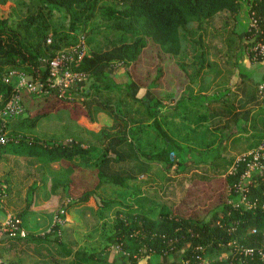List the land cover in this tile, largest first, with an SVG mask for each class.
I'll use <instances>...</instances> for the list:
<instances>
[{"label": "trees", "instance_id": "1", "mask_svg": "<svg viewBox=\"0 0 264 264\" xmlns=\"http://www.w3.org/2000/svg\"><path fill=\"white\" fill-rule=\"evenodd\" d=\"M9 2L10 0H0V9L7 6ZM31 2L32 4L41 5V8L37 10V14L28 13L26 18L18 23L17 29H11L10 21L0 17V112L6 107L17 88V76L9 83L5 82V78L11 72L23 73L29 80L36 79L39 74L45 77L46 66L42 59L54 57L58 51L77 43L81 37L85 38L88 47L95 44L94 47L89 48L90 56L85 57L78 68L80 72L85 73L88 77L84 85L74 93L75 98L77 96H85L89 100L91 98L89 105L78 107L80 112L85 115H90L93 112L89 111V107L93 103L98 105L97 110L99 105L103 106L104 104L106 106V103H99L97 99H92L93 96L97 95L93 89L87 88L89 80L100 79L101 81L102 78H108L109 82L115 83L114 78L120 74V71L114 68L115 63L122 64L125 69L126 67H132L133 71L137 73L139 65L143 63V57L147 55L150 48L158 51L161 62L167 61L168 55H183L182 41L186 38L187 29L191 22H196L198 24L197 28H202L221 12H234L239 3H244L248 6L249 18H254L261 27L258 35L259 40L264 39V0H31ZM43 9L49 10V12L52 10L61 11L72 17L70 31L74 33L73 41L70 42L68 40L69 36L64 35L63 31L57 32L55 36L49 35L51 25ZM98 17L107 23L104 29L97 31L98 34L103 32L106 35L102 37L103 44L96 39L97 33L91 35L82 33L79 36L76 27V24L87 27L89 23ZM247 26L245 35H254L256 29L250 27V19ZM50 38L52 43L48 44ZM200 44L202 45V42ZM205 54L207 53L204 52L203 55ZM157 71L159 74L157 80L153 83L147 82L150 74H147L146 81L135 73L124 76V78L128 77L129 80L126 81V93L133 95L132 98L136 104L145 107V112L142 115L148 118L147 121L150 122L154 119L153 125L166 143L165 148L157 155L156 159L160 163H164L167 169H171L174 166V161H171L170 156L171 154L178 156L180 151L178 149L179 145L168 137L162 125L163 116L160 115L159 119L157 118L160 111L157 109L159 100L156 84L161 85L159 80L163 75L162 67H159ZM258 86V97L264 102V99L262 100L259 95ZM104 87L107 88L108 85L105 84ZM142 88L145 89V92L141 90ZM99 90L101 91V89ZM27 95L30 94H22L23 106ZM30 96L31 101L37 98L41 99V106L35 114V123L45 119L55 111L68 109L71 102L59 98L56 93L52 97ZM152 96L153 99L150 100ZM138 110L130 109V112L138 114L140 112ZM263 112L264 109L260 113ZM74 117L77 118L76 113ZM8 124L5 131L8 129ZM255 135L259 138L256 144L258 148L264 139V133L260 132ZM7 136L9 141L5 146H2L0 161L2 160V153L7 151L6 148L10 144H18H15L12 149L16 154H23L20 147H26V138L17 140L14 137ZM117 138L119 140H116L115 143L111 142L112 146L105 149L97 147L87 149L80 144L40 143L34 139H30L34 141H32L33 143L28 142L27 148L30 149L28 153L30 157L44 159L47 162H77L76 164L79 166L96 168L100 178L96 190L109 182L128 188L127 178L118 176L108 178L103 170L110 158L111 149L120 146L122 143V138ZM246 170V164H240L236 173L228 174L225 179L218 180L222 185L220 188L212 189V181L209 182V187H204L202 191L203 201L209 198L212 201L207 204L205 202L207 219H198L197 210L191 212L192 209L188 212L193 215L191 219L167 217V215L174 216L175 213L182 214L183 208H188V204L191 203L190 199L199 190L190 191L186 199L176 209H170V211L164 213L165 217L159 223L150 220L149 213L142 209L124 205L127 208L126 216L124 218L117 217L113 235L109 237L110 246L108 248L113 246V252H116L118 251L117 248L121 247V252L130 250L138 255L142 248L147 250L158 249L161 252L170 254L181 252L184 248L186 251L183 252L184 260L182 264L207 262L209 254L228 248V245L235 240L246 247L264 250V175L257 177L251 185L247 186L246 195L250 203L249 206L242 203V193L239 188L242 175ZM136 181L144 183V180ZM55 183L57 185L60 181L55 180ZM0 194L5 196L4 191ZM92 196L95 199V205L98 207L104 206L111 210L114 205L120 204L116 201L100 203V200L95 198L96 192L92 191L84 193L74 201L68 200L62 207L65 214L61 215L59 213V215L68 220L69 213L85 204L89 205L88 200ZM234 204L239 206L235 207ZM197 208L198 205L193 206V209ZM233 227H236V232L231 231ZM58 229L59 227L56 225L48 235L49 237H55L57 257L55 258L54 254H50L49 257H45L41 264H117L108 261L107 258L101 255L96 256V253H92L93 251L90 249L75 251L60 240ZM27 241L36 243L38 246L48 242L43 238ZM199 247H202L203 251H199ZM106 252V250H102V253ZM198 257L201 260H198ZM127 260L131 264H136L134 254H131ZM234 262L241 264L237 260ZM244 264L262 263L259 259H250Z\"/></svg>", "mask_w": 264, "mask_h": 264}, {"label": "rangeland", "instance_id": "2", "mask_svg": "<svg viewBox=\"0 0 264 264\" xmlns=\"http://www.w3.org/2000/svg\"><path fill=\"white\" fill-rule=\"evenodd\" d=\"M40 8L41 5L32 4L31 0H10L7 6L0 9V17L10 21L11 29H17L18 23L25 19L28 13L37 14V10ZM43 12L51 25L50 36H55L57 32L63 31L64 35L69 36L68 40L73 41L74 33L70 31L72 21L70 15L56 10L49 12V10L43 9ZM251 18H249L248 6L239 3L234 12H221L202 28H197L198 24L191 22L187 29L186 38L182 41V43L184 42L182 52L186 54L197 52L196 54L200 56L204 52L214 54V46L211 45L214 39L238 40L239 33L242 30H247L244 21ZM106 25L107 23L98 17L87 27L82 24H76V27L80 36L82 33L87 35L97 33ZM247 25H249L248 22ZM259 30L258 32L256 30L252 36L246 35L250 40H253L252 44L247 45V48L250 45L253 47L261 41L258 37ZM104 36L106 35L103 32L97 33L96 39L103 44L102 37ZM199 42H202V45ZM94 46L95 44H91L89 48ZM158 55L156 49L150 48L147 55L143 57V63L139 65L137 73L133 71L132 67L125 69L122 64L115 63L114 68L120 71V75L114 78L115 83L109 82L108 78H102L101 81L100 79L89 80L87 88L93 89L97 96L102 91V100L103 103H106V107H102V110H98V112L93 108L90 115L83 114L78 107L89 105L91 101L85 96H77L69 103L68 109L55 111L41 121V124L30 127L32 120H36L35 114L38 109L28 106L27 103L31 101V96H26L24 114L19 118L12 119L7 129V134L17 140L26 138V147H20L23 154L13 152L12 149L16 143H12L6 148V152L17 156L18 160L0 161V175L3 174L4 177L12 180V189H10L12 205L8 211L22 219L23 229L28 234V238H10L5 241L1 248L4 249L3 252H6L3 254L6 262L9 264H41L45 257H49L50 254H54L56 258L55 237L48 235L56 226L63 205L68 200L79 199L84 193L95 191V198L99 199L100 203L124 201L128 204H145V208L151 211V215L154 212L157 213L158 208H160V212H167L168 206L162 205L159 200L165 197H173L177 200L183 198L185 182L182 172L180 173L178 170L181 165L177 155L171 154L170 156L171 161H174V166L171 169H167L164 163H160L156 159L157 155L165 148V140L156 128H153V131L157 135H152L148 118L142 115L145 112V107L136 104L133 101V95L126 93V81L129 80L128 77L124 78V76L131 75V73L139 74V77L145 81L149 77L147 81L149 83L152 81L151 79H156L159 74L157 70L162 67L163 75L159 80L161 85L158 86V107L160 108L159 111H163L162 125L166 129V108L169 99L166 92L168 62H161L160 55ZM147 74L150 76L147 77ZM105 84L108 85L107 88L104 87ZM130 109H139L140 112L134 114L130 112ZM75 113L77 118L74 117ZM140 119L143 121V124L141 123L143 127L134 125V122ZM140 129H142L141 133L139 132ZM31 137L40 143L80 144L85 147L104 144L107 148L112 146V140L121 137V145L111 149L110 158L103 170L108 178L113 176L127 178L128 188L109 182L96 190L100 182L96 168L79 166L76 164L77 162L51 163L44 159L30 157L28 154L30 149L27 148V144L34 141L30 140ZM2 157H4V152ZM4 179L0 177V180ZM55 180L60 181V183L56 185ZM136 180H144V183H138ZM167 187L173 190V194L165 195ZM172 190H168V192ZM155 193H159L161 196L154 195ZM94 200L92 196L88 200L89 205L85 204L70 212L68 220L62 218L63 225L58 229L59 238L68 246L78 250L85 251L95 246L98 250L108 251L110 249L108 248L110 246L109 237L113 235L117 219L114 216L120 218L121 215H125L127 208L114 205L110 210L104 206H96ZM156 200L157 206L154 205ZM25 212L26 214H24ZM31 213L33 217H29ZM101 215L104 216L101 217ZM109 215H113L114 218ZM37 238L46 239L48 242L38 246L36 243L27 241H33ZM231 253L230 249L217 252V254L212 255L209 261L220 264L225 259L222 256L230 257Z\"/></svg>", "mask_w": 264, "mask_h": 264}, {"label": "crops", "instance_id": "3", "mask_svg": "<svg viewBox=\"0 0 264 264\" xmlns=\"http://www.w3.org/2000/svg\"><path fill=\"white\" fill-rule=\"evenodd\" d=\"M247 22L249 23V20L244 21L246 28L248 27ZM245 32L242 30L239 33V39L235 41L231 39L225 40V42L222 39H214L213 44H211L214 46V54L200 56L195 53L186 55L184 53L178 56H167L166 92L169 99L166 108L165 131L168 137L179 145L178 149L180 153L177 157L182 167L178 166V170L183 175V181L185 182L183 193L185 194L180 200L173 197H165L159 201L162 205H167L169 207H167V211H170V209H176L186 199L190 191L199 190L190 199L191 203L188 204V208H183L182 214L167 215L169 218L191 219L193 215L188 212L192 209L191 212L197 210L198 219H205L204 206L212 201L210 200L211 198L203 201L202 191L204 187H209V182L212 181V189L220 188L222 185H220L218 180L226 178L234 162L239 157L257 148L256 144L259 138L255 134L264 133V112L260 113L264 109V102L259 99L257 94V86L264 81V61H253L250 55L252 46L250 45L247 48V45L252 44L253 40L246 37ZM151 80L150 82L153 83L157 80V77ZM158 86L160 87L157 83L156 90L159 92ZM141 90L145 92L143 88ZM102 94L101 91L99 96H93L92 99L96 98L101 103L103 102ZM152 99L153 96L150 97V100ZM36 100L29 101L27 103L28 106L39 109L41 99L39 101ZM97 106V104L93 103L89 107V111H93L94 108L98 112L99 109L102 110V107H106L104 104L103 106L99 105L97 110ZM157 109L160 110L159 107ZM160 115H163V111H160L158 114V119ZM32 121L30 127L41 124V121L36 123L35 120ZM153 121L154 119L149 123L151 133L155 136L157 134L153 131V128H155ZM141 123L143 124V121L140 119L134 122V125L137 124L143 127ZM139 132L141 133L142 129ZM101 140L103 141V139ZM116 140H112V142L115 143ZM82 146L85 147L84 145ZM91 147L106 148L104 144L89 145L85 148ZM17 160V156L4 152V157H2L1 161ZM3 164L2 167H4ZM4 176L3 174L0 175L1 178H5L4 180H0V191H4L6 196L0 208V222L10 213L8 210L11 209L12 205L10 190L12 189V180ZM167 189L172 190L167 187L165 195L173 194V190L168 192ZM157 194L160 195L159 193H155L154 195ZM201 201L203 202L201 203ZM116 202L120 203L118 204L120 206L133 205L136 209H142L149 213L148 217L153 222H162L165 217L164 213L160 212V208H158L157 213L154 212L151 215V211L145 208V204L136 205L135 203L128 204L124 201ZM155 202L154 205L157 206V200ZM194 205H198V208L193 209ZM109 216L117 218V216ZM29 217H33L32 213ZM124 217L125 215H121V218ZM7 239L9 237H5L4 240L6 241ZM113 248V246L110 247L106 253H102L95 246L90 250L93 251L92 253H96V256L101 255L107 258L108 261L117 264H131L127 260L131 254H134L136 264H182L184 260L183 252L186 251L183 248L181 252L170 254L168 252H161L158 249L147 250L146 248H142L138 255L130 250L122 252L118 250L116 251L118 253H116L113 252ZM73 249L78 251V249ZM229 249L224 248L218 253ZM3 251L4 249L0 247V260L8 263L3 256L6 252ZM213 254L215 255L217 252L209 254L207 264L217 263H210L209 261ZM222 257L225 259L220 264H229L234 260L232 253L230 257Z\"/></svg>", "mask_w": 264, "mask_h": 264}, {"label": "built area", "instance_id": "4", "mask_svg": "<svg viewBox=\"0 0 264 264\" xmlns=\"http://www.w3.org/2000/svg\"><path fill=\"white\" fill-rule=\"evenodd\" d=\"M250 27L257 30L261 29L258 22L254 19H250ZM52 43V39L48 40V44ZM250 55L253 61L260 62L264 61V39L258 42L251 48ZM90 56L89 47L84 37H81L77 43H74L60 51H58L52 58H43L42 62L46 66V76L43 77L41 74L34 80H29L28 77L23 73L11 72L10 75L5 78V82L9 83L15 76H17V88L6 105V107L0 112V155L2 146H5L8 141V134L5 131L7 123L12 119L18 118L24 114L23 98L22 94L28 93L34 96H47L52 97L54 93L59 98L67 101H73L75 99L74 93L77 92L87 79V75L78 70L81 62L85 57ZM258 92L261 99H264V81L259 84ZM246 164L247 170L242 175V182L240 183V191L242 193V203H250L247 200V186L251 185L253 180L257 177L264 175V139L260 146L250 153H247L239 157L233 164L229 174H234L240 164ZM5 196L0 194V208L4 201ZM238 207V204H234ZM61 215L65 214L64 210L61 211ZM62 216L58 215L57 226L63 225ZM232 232H236V227H233ZM60 234L58 230V235ZM5 237L9 238H27L28 234L23 229V221L20 217L8 213L5 219L0 222V246L4 243ZM234 256V260L229 264H238L234 261L237 260L239 263L244 264L250 259H259L264 264V250L254 249L246 247L239 241L235 240L228 245ZM118 250L121 247L117 248ZM199 251H203L202 247L198 248ZM201 260L200 257L197 258ZM0 264L4 263L0 260ZM197 264H207L205 261Z\"/></svg>", "mask_w": 264, "mask_h": 264}]
</instances>
